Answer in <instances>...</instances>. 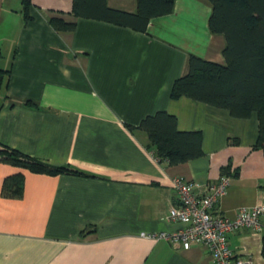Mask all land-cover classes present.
I'll return each mask as SVG.
<instances>
[{
	"label": "crops",
	"instance_id": "obj_1",
	"mask_svg": "<svg viewBox=\"0 0 264 264\" xmlns=\"http://www.w3.org/2000/svg\"><path fill=\"white\" fill-rule=\"evenodd\" d=\"M106 5L135 10V0ZM70 9L71 0H29L24 20L21 0H0V68L8 69L0 143L87 174L32 173L0 162V186L3 177L23 174L19 198L0 195V264H214L200 244L181 249L142 236L181 226L167 218L177 202L175 177L200 194L227 167L217 210L232 217L240 206L264 204L255 112L233 117L168 97L188 53L223 63V37L207 28L209 4L174 0L171 13L151 18L143 32ZM51 15L73 21V29L53 30ZM157 110L173 114L178 130L200 132L201 156L167 165L145 147L144 133L127 128ZM263 233L238 228L227 244L236 257L263 264Z\"/></svg>",
	"mask_w": 264,
	"mask_h": 264
},
{
	"label": "trees",
	"instance_id": "obj_2",
	"mask_svg": "<svg viewBox=\"0 0 264 264\" xmlns=\"http://www.w3.org/2000/svg\"><path fill=\"white\" fill-rule=\"evenodd\" d=\"M206 1L210 7L207 28L210 33L223 37V63L188 53L184 71L171 82L168 97L183 96L225 109L233 117L244 118L255 112L257 135L252 147L260 149L264 155V0ZM173 3L174 0H135V10L128 12L107 6L106 0H71L69 13L143 32L151 18L171 13ZM28 6L29 0H21L24 20L29 18ZM47 21L56 31H70L74 27L73 21L56 15L49 16ZM7 74L8 69L0 68V88ZM126 126L130 131L144 133L145 147L167 165L202 155L200 132L178 130L175 116L165 110L145 115L135 126ZM0 162L32 173L87 175L65 165H52L1 143ZM222 174H227V167H223ZM22 190L23 174L20 171L3 177L2 197L19 198ZM260 253L264 260V233Z\"/></svg>",
	"mask_w": 264,
	"mask_h": 264
},
{
	"label": "built area",
	"instance_id": "obj_3",
	"mask_svg": "<svg viewBox=\"0 0 264 264\" xmlns=\"http://www.w3.org/2000/svg\"><path fill=\"white\" fill-rule=\"evenodd\" d=\"M228 183L229 177L221 174L198 194L192 182L182 177L173 178L177 202L168 207L167 218L181 226L171 231L144 233L142 236L162 240L181 249L200 244L206 248L214 264H252L248 257L234 255L227 244V233L243 227L255 231L264 229V204L240 206L232 217L219 212L215 206Z\"/></svg>",
	"mask_w": 264,
	"mask_h": 264
}]
</instances>
